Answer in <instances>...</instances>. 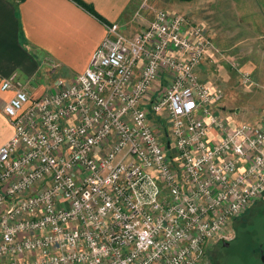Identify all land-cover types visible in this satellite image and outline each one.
Listing matches in <instances>:
<instances>
[{
	"label": "built area",
	"instance_id": "2783aa9c",
	"mask_svg": "<svg viewBox=\"0 0 264 264\" xmlns=\"http://www.w3.org/2000/svg\"><path fill=\"white\" fill-rule=\"evenodd\" d=\"M214 49L202 28L158 11L130 37L108 27L69 84L34 98L0 82L13 91L0 264H200L229 221L264 201V123L221 117L223 93L197 72Z\"/></svg>",
	"mask_w": 264,
	"mask_h": 264
},
{
	"label": "crops",
	"instance_id": "0c3cea01",
	"mask_svg": "<svg viewBox=\"0 0 264 264\" xmlns=\"http://www.w3.org/2000/svg\"><path fill=\"white\" fill-rule=\"evenodd\" d=\"M234 1L235 18L241 20L244 12L253 44L260 39L264 46V0ZM139 5L140 0H0V82L19 81L34 98L55 80L69 84L87 68L108 27L117 24L122 33H131L143 21L136 15ZM249 66L253 77L260 64L256 60ZM12 96L13 91L0 90V147L13 134L3 111ZM221 112L235 114L225 106ZM233 121L232 126L240 122Z\"/></svg>",
	"mask_w": 264,
	"mask_h": 264
},
{
	"label": "rangeland",
	"instance_id": "374dc122",
	"mask_svg": "<svg viewBox=\"0 0 264 264\" xmlns=\"http://www.w3.org/2000/svg\"><path fill=\"white\" fill-rule=\"evenodd\" d=\"M194 1L197 2L189 5L190 2L183 3L179 0H149L146 9L137 10L143 21L131 33H121L130 37L142 31L158 11L182 16L189 25L202 28L215 49L210 52L209 58L202 61L198 76L202 83L223 93V100L217 111L229 126H232L230 122H234V118L240 120L235 122L236 126L242 123H264L263 41L259 39L256 40V45L253 44L255 42L249 28L247 29L243 11L241 20L235 18L237 1ZM256 60L260 68L255 71V77H252L249 65ZM246 73L250 78L247 85L241 82ZM222 106L233 109L235 114H223ZM155 126L156 133L164 139L166 123L161 119L156 120ZM225 231L227 238L235 234V240L229 247L216 246L215 241H210L203 251L200 264H210L208 256L211 254L212 264H264L260 258L261 254L264 256V201L256 202L242 215L229 221Z\"/></svg>",
	"mask_w": 264,
	"mask_h": 264
},
{
	"label": "flooded vegetation",
	"instance_id": "af4514ba",
	"mask_svg": "<svg viewBox=\"0 0 264 264\" xmlns=\"http://www.w3.org/2000/svg\"><path fill=\"white\" fill-rule=\"evenodd\" d=\"M235 240V234H232V236H229V238H224V239H218L215 241V245L217 246H222V247H229L230 244ZM213 257V254L208 256L210 264H212L211 258ZM261 262H264V256L261 254L260 255Z\"/></svg>",
	"mask_w": 264,
	"mask_h": 264
},
{
	"label": "trees",
	"instance_id": "16d2710c",
	"mask_svg": "<svg viewBox=\"0 0 264 264\" xmlns=\"http://www.w3.org/2000/svg\"><path fill=\"white\" fill-rule=\"evenodd\" d=\"M180 2H183V3H187V2H192V1H194V0H179Z\"/></svg>",
	"mask_w": 264,
	"mask_h": 264
}]
</instances>
